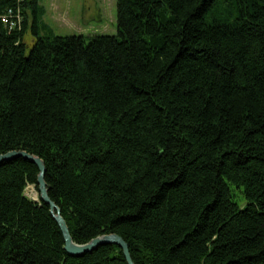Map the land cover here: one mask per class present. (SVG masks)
<instances>
[{
	"label": "trees",
	"instance_id": "trees-1",
	"mask_svg": "<svg viewBox=\"0 0 264 264\" xmlns=\"http://www.w3.org/2000/svg\"><path fill=\"white\" fill-rule=\"evenodd\" d=\"M9 10L0 153L43 159L74 242L115 233L135 264H264V0H116L117 33L89 37L54 35L40 0ZM37 172L0 162V264H127L113 243L64 250L25 194Z\"/></svg>",
	"mask_w": 264,
	"mask_h": 264
},
{
	"label": "rangeland",
	"instance_id": "rangeland-1",
	"mask_svg": "<svg viewBox=\"0 0 264 264\" xmlns=\"http://www.w3.org/2000/svg\"><path fill=\"white\" fill-rule=\"evenodd\" d=\"M40 5L44 9L42 20L54 35L89 37L117 33L116 0H40ZM30 36L28 32L27 37ZM231 193L239 204L244 203L238 189L231 186ZM25 194L35 198L34 186L28 185Z\"/></svg>",
	"mask_w": 264,
	"mask_h": 264
},
{
	"label": "water",
	"instance_id": "water-1",
	"mask_svg": "<svg viewBox=\"0 0 264 264\" xmlns=\"http://www.w3.org/2000/svg\"><path fill=\"white\" fill-rule=\"evenodd\" d=\"M16 157H22L23 159H26L36 165L38 170L36 176L38 191L36 192V197L32 199L34 201H37V195H38L39 199L48 206L50 214L52 215L53 219L56 221L62 233L63 241H64L63 248L66 252L73 255H80L86 252H91L100 245L113 243L121 248L127 264H135L131 258L128 249V244L123 240L122 237H120L115 233L101 234L94 238H91L89 241L85 243L74 242L70 235L67 223L61 214V210L59 206L50 198L48 194V186L44 179L46 167L43 159L25 150H9L5 153H0V162L8 161Z\"/></svg>",
	"mask_w": 264,
	"mask_h": 264
},
{
	"label": "built area",
	"instance_id": "built-area-1",
	"mask_svg": "<svg viewBox=\"0 0 264 264\" xmlns=\"http://www.w3.org/2000/svg\"><path fill=\"white\" fill-rule=\"evenodd\" d=\"M0 21L4 23L8 27V29L20 28L22 24V18L20 17V14L17 13L14 15L12 13V10H9L8 14L1 15Z\"/></svg>",
	"mask_w": 264,
	"mask_h": 264
}]
</instances>
